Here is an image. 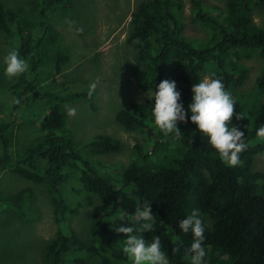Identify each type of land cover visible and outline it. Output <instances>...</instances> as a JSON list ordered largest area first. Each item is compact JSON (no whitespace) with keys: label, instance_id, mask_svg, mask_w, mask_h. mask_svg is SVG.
I'll list each match as a JSON object with an SVG mask.
<instances>
[{"label":"trees","instance_id":"1","mask_svg":"<svg viewBox=\"0 0 264 264\" xmlns=\"http://www.w3.org/2000/svg\"><path fill=\"white\" fill-rule=\"evenodd\" d=\"M24 1L27 6L12 8L0 0V50L7 48L3 51L7 54L15 49L29 64L28 72L9 78L0 62V182L4 172L23 181L22 188L9 195L0 191V212L7 211L18 221L20 216L27 223L39 221L45 211H39L24 182L45 185L52 220L59 225L57 235L64 240H52L55 252L33 264H131L120 248L126 234L115 229L137 226L132 215L137 201L143 200L150 202L154 216L153 230L142 236L149 241L160 236L169 264H187L185 250L192 237L179 230L178 221L193 208L199 209L205 229L206 264H264V141L256 136L264 124V28L253 22L254 9L264 7V0H222L223 6L190 0L189 20L203 30L200 38L184 35L188 19L181 16L183 0H142L130 18L128 45L134 48L135 65L143 67L138 71V91L151 95L160 81H175L187 109L193 83L204 76L220 78L235 100L230 121L245 133L242 164L221 163L190 122L177 123L181 137L165 135L153 124L152 98H142L115 115L120 131L143 137L130 148L128 165L113 168L100 161L91 165L81 155L73 136L77 129L65 128L64 105L71 96L77 100V93H64L62 82L64 88L56 90L50 81L68 69L61 66L65 61L61 55L44 48V36L53 29L49 18L70 21L67 0ZM253 57L263 69L254 84L246 86L249 70L242 60ZM38 70L51 91L39 88ZM80 97L87 95L80 92ZM43 98L48 103L39 107L43 108L37 112L38 123L31 119L38 125L32 133L37 138L20 145L16 120L25 121L26 109L33 102L38 106ZM90 138L84 148L92 156L119 155L124 149L112 135ZM41 163L45 167L38 170L35 165ZM81 210L85 221L77 233L69 223Z\"/></svg>","mask_w":264,"mask_h":264},{"label":"rangeland","instance_id":"2","mask_svg":"<svg viewBox=\"0 0 264 264\" xmlns=\"http://www.w3.org/2000/svg\"><path fill=\"white\" fill-rule=\"evenodd\" d=\"M5 1L12 8H16L18 4L27 6L24 0ZM141 1L93 0V4H91L87 0H67L65 4L71 8L69 16L71 23L64 21L63 17L49 18V21H52L53 29L44 36V48L47 53L61 55L65 60L61 66L68 67L66 75L59 72L54 80L50 81L53 82L55 85L53 88L56 90L61 91L65 87L63 92L67 94L72 93L75 86L77 100L71 96L64 105V111L73 108L75 115L70 116L68 112L65 113L67 115L65 128L70 131H73L74 128L77 129L75 133L73 132V136L80 143L81 155L91 165L98 166L100 161L112 168L114 165L127 166L130 148L135 144V139L141 140L143 137V134L140 133H123L114 122L117 111L125 108L132 100L139 102L142 98H151L149 92L142 94L136 88L138 71L143 67L135 65L134 48L128 45L131 13ZM207 1L223 6L222 0ZM189 2L190 0H183L184 9L181 16L188 19L185 23L184 35L200 38L205 34L202 29L197 28L189 20L191 16ZM59 7H64V4H59ZM253 22L256 27L264 28V7L260 6L254 9ZM73 48H76L77 51ZM4 50L8 49L0 50V62L6 54L3 52ZM242 61L249 70L244 85L252 86L261 74L263 64L257 57ZM135 68H137L136 73L133 72ZM38 72L40 71L38 70ZM36 74L40 77L39 88L51 91L52 86L45 87L48 79L43 74L41 75V72ZM60 82L65 86L61 87ZM92 83H95L96 86L90 90L89 85ZM80 92L86 93L88 98H81ZM44 102L48 103V100L43 98L38 106H36L38 102H33L32 106L26 109L25 121L17 118L15 134H18V138L21 139L19 140L20 145L31 144L37 138L36 134L32 133L37 130L38 125H34L31 119L38 123L37 112L43 108L39 109L41 105H44ZM26 106L23 105V107ZM76 118L81 119L82 122L74 120ZM28 120L30 123L26 124L25 122ZM99 134L118 138L124 145L122 153L113 156H92L89 154L84 145L91 139L90 137ZM25 154L21 156H25ZM256 165L262 168L261 163L256 162ZM35 166L38 170H43L45 167L42 163ZM24 183V187L32 189V199L39 211L45 212L39 216L40 220L35 223L23 221L22 216H20L21 221H18L16 217L9 215V212L6 213L7 211L0 212V264H33L38 261L40 263L44 262L46 254L56 250V246L50 242L58 237L59 225H56L52 220V207L49 204L47 189L45 185ZM22 186L23 181L20 178L8 172L2 173L0 191H6L7 194L4 195H9ZM84 210H81L77 217L76 215L71 216L69 227L76 230L77 233L81 231L83 226L80 225L85 221L83 219ZM87 213L89 215V211ZM58 240V243L64 241L61 237H58Z\"/></svg>","mask_w":264,"mask_h":264},{"label":"clouds","instance_id":"3","mask_svg":"<svg viewBox=\"0 0 264 264\" xmlns=\"http://www.w3.org/2000/svg\"><path fill=\"white\" fill-rule=\"evenodd\" d=\"M2 64L3 72L9 78L29 71L27 60L22 58L15 49L10 50L3 57ZM95 86V83L90 84V90ZM73 92L77 93L75 86ZM190 93V103L185 109L180 102V92L176 88L175 81H160L156 90L154 92L151 90L153 100L151 116L154 126L165 135L172 134L179 138L181 132L177 123L190 122L195 125V130L200 135L203 134L207 144L214 150L221 163L228 167L241 165L240 153L247 148L245 133L230 121L235 100L225 88L222 80L215 76L204 77L192 84ZM68 115H75V109L69 108ZM239 118L238 115L237 119ZM256 136L264 141V124L256 130ZM153 216L149 201H137L132 215V221L137 226L127 225L115 229L119 233L126 234V239L120 248L131 264H169L161 247L160 236L155 235L150 241L142 236V233L153 230L151 222ZM178 228L183 233H191V243L185 250L187 264H206L205 229L199 209L193 208L184 218L180 219Z\"/></svg>","mask_w":264,"mask_h":264}]
</instances>
